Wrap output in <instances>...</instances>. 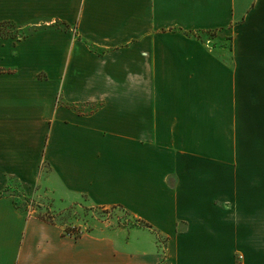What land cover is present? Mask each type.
Returning <instances> with one entry per match:
<instances>
[{"label": "crops", "instance_id": "obj_1", "mask_svg": "<svg viewBox=\"0 0 264 264\" xmlns=\"http://www.w3.org/2000/svg\"><path fill=\"white\" fill-rule=\"evenodd\" d=\"M0 24L32 29L0 34V264H264V0H0ZM45 166L141 225L39 214Z\"/></svg>", "mask_w": 264, "mask_h": 264}, {"label": "rangeland", "instance_id": "obj_2", "mask_svg": "<svg viewBox=\"0 0 264 264\" xmlns=\"http://www.w3.org/2000/svg\"><path fill=\"white\" fill-rule=\"evenodd\" d=\"M32 29L19 28L13 24H0V34L21 36L30 32ZM195 35H200L198 32ZM212 35V33H209ZM44 181L38 185V203L46 210H40L38 213L46 218L56 217L57 219H64L67 222L84 223L86 229H91L94 220L106 223L111 227H126L129 225H141L122 208H103V207H89L86 204L85 198L76 197L64 191L58 179L54 176L52 170L45 166ZM10 192L13 194L15 203L19 206H26L30 204L21 193L19 183L12 179ZM81 229L82 232L86 229Z\"/></svg>", "mask_w": 264, "mask_h": 264}, {"label": "built area", "instance_id": "obj_3", "mask_svg": "<svg viewBox=\"0 0 264 264\" xmlns=\"http://www.w3.org/2000/svg\"><path fill=\"white\" fill-rule=\"evenodd\" d=\"M82 233L80 228L71 227L66 231V234L72 237H77Z\"/></svg>", "mask_w": 264, "mask_h": 264}]
</instances>
